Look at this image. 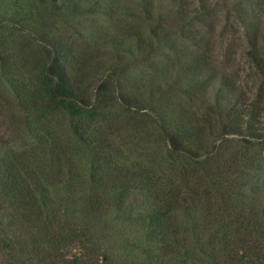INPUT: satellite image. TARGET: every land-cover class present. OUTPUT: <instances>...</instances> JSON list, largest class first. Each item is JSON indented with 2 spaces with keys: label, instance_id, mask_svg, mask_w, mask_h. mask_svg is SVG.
<instances>
[{
  "label": "rangeland",
  "instance_id": "obj_1",
  "mask_svg": "<svg viewBox=\"0 0 264 264\" xmlns=\"http://www.w3.org/2000/svg\"><path fill=\"white\" fill-rule=\"evenodd\" d=\"M181 6L192 10L185 18L190 19L186 21L189 35L179 45L189 70L183 91L174 88L170 94L181 98L190 130L197 133L200 129L205 134L206 145L214 149L208 158L211 162L238 156L263 158L264 145L258 140L245 133L222 134V124L227 122L222 111L226 101L256 114L264 134V35L253 32L264 18L260 0H153L151 5L143 0H61L54 4L0 0V158L21 149L23 160L39 162L45 170L59 158L74 160L80 171L90 160V150L70 132L68 112L45 111L48 101L40 72L49 58L48 45L55 41L58 49L69 54L66 62L72 74H79L86 95H91L90 104L105 117L97 140L103 142L109 160L150 165L159 191L167 190L171 182L179 184L183 160L188 159L171 151L157 125L133 126L123 100L131 98L136 88L141 91L142 82L159 80L156 74L143 79L142 60H152L145 51L149 26L156 21L146 19L144 9L159 14V20L182 23L175 12ZM244 7L246 14L242 13ZM193 12H198L197 19L191 18ZM42 29L47 32L45 41L30 37ZM166 80L172 81L171 77ZM247 192L249 206L258 207L264 199V185L258 182ZM154 202L149 193L125 195V204L142 215ZM12 214L0 194V264H70L82 252L84 243L76 240L61 241L52 249L38 232L29 234L20 227L22 223L12 224ZM200 217L198 213L193 219ZM74 218L90 224V239L110 246L112 254L123 256L121 259L128 253L125 242L144 244L141 222L122 229L120 218L109 221L110 215H92L81 206ZM100 228L105 229L100 232ZM83 239L87 241V237Z\"/></svg>",
  "mask_w": 264,
  "mask_h": 264
},
{
  "label": "trees",
  "instance_id": "obj_2",
  "mask_svg": "<svg viewBox=\"0 0 264 264\" xmlns=\"http://www.w3.org/2000/svg\"><path fill=\"white\" fill-rule=\"evenodd\" d=\"M44 1L54 4L61 0ZM143 1L149 5L153 2ZM175 12L182 23L159 20V14L155 16L152 10L144 9L145 18L156 21L149 26L150 40L145 51L152 60H142L143 79L156 74L159 80L142 82L141 91L136 88L131 98H124L123 102L126 100L125 111L133 126L157 125L171 151L188 159L183 160L179 184L173 186L171 182L167 190L159 191L150 165L109 160L103 142L97 140L105 117L90 104L91 95H86L79 74H72L66 62L69 54L58 49L55 41L48 45L49 58L40 72L48 101L45 111L68 112L70 132L90 150V160L80 171L74 160L59 158L45 170L39 162L29 164L23 160L21 149L0 158V194L13 211L11 223H22L20 227L29 234L38 232L52 249L65 240L83 242L82 252L70 264H264V199L258 207L249 206L247 200V191L258 182L264 185V156H238L213 163L208 158L214 149L206 145L205 134L200 129L197 133L190 130L181 98L170 92L174 88L183 91L187 79L188 64L183 61L179 45L189 35L190 24L186 21L190 19L185 18L192 10L181 6ZM246 12L244 7L242 13ZM193 13L191 18L197 19L198 12ZM253 32L264 35V18ZM34 33L32 39L45 41V30ZM168 77L172 81L166 80ZM226 104L222 108L223 118L227 119L222 124V134L245 133L264 145L256 114L241 111L244 109L229 101ZM136 115L144 119L138 120ZM49 149L54 147L50 145ZM134 191L149 193L155 201L143 215L125 204V195ZM62 193L66 194L60 197ZM80 206L92 215H110L109 221L120 218L122 229L143 223L144 244L125 242L128 253L124 258L113 255L110 246L90 239V224L75 220ZM198 213L202 217L193 219ZM104 229L100 228V232ZM66 231L68 234L63 235Z\"/></svg>",
  "mask_w": 264,
  "mask_h": 264
}]
</instances>
